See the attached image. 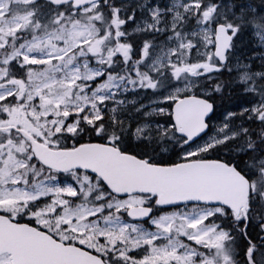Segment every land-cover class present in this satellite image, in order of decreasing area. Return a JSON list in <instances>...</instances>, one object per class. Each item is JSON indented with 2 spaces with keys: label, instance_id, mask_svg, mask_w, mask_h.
Returning a JSON list of instances; mask_svg holds the SVG:
<instances>
[{
  "label": "snow or ice",
  "instance_id": "6c2138e0",
  "mask_svg": "<svg viewBox=\"0 0 264 264\" xmlns=\"http://www.w3.org/2000/svg\"><path fill=\"white\" fill-rule=\"evenodd\" d=\"M0 264H264V0H0Z\"/></svg>",
  "mask_w": 264,
  "mask_h": 264
}]
</instances>
